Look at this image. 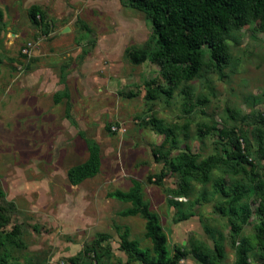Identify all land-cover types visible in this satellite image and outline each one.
Instances as JSON below:
<instances>
[{
	"label": "rangeland",
	"instance_id": "1",
	"mask_svg": "<svg viewBox=\"0 0 264 264\" xmlns=\"http://www.w3.org/2000/svg\"><path fill=\"white\" fill-rule=\"evenodd\" d=\"M0 11V264H141L129 260L119 234L128 229L130 240L151 250L146 220L122 216L130 205L107 196L133 181L166 234L169 256L188 252L178 264H201L190 253L199 244L220 245L221 263L234 264L241 242L250 264H264L255 239L264 195L257 19L230 29L226 68L214 69L203 46L200 73L173 85L169 65L155 57L153 25L132 0H0ZM37 11L43 18L35 21ZM173 66L190 75L189 63ZM220 132L240 139L245 160L233 159ZM88 141L99 146L100 170L71 185L67 171L85 161ZM183 155L224 162L181 191ZM233 186L248 190L236 207L228 205Z\"/></svg>",
	"mask_w": 264,
	"mask_h": 264
},
{
	"label": "trees",
	"instance_id": "2",
	"mask_svg": "<svg viewBox=\"0 0 264 264\" xmlns=\"http://www.w3.org/2000/svg\"><path fill=\"white\" fill-rule=\"evenodd\" d=\"M134 7L142 11L151 21L157 35L159 49L155 54L156 59L169 65V81L175 85L180 80H190L197 76L202 67L201 49L206 46L211 49L213 63L211 66L216 70H223L229 64L230 56L225 37L230 29L244 24L249 18H255L264 31V0H132ZM0 11V20L2 19ZM43 18L41 13L34 12L36 17ZM129 58L134 63H139L140 58L136 52H128ZM187 62L190 65V75L181 76L173 66ZM63 96L66 94L63 93ZM261 122L264 117L260 118ZM229 140L232 147L233 159H244L240 147V139L232 136L230 132H220ZM88 156L84 162L71 167L67 171V180L71 185L93 178L100 170L99 146L94 141L87 142ZM197 156L183 155L178 159L177 170L181 171V191L185 189L190 180L204 181L208 172L219 162H224L221 157H211L196 164ZM243 169V168H242ZM244 171V169H243ZM261 190L260 184L256 185ZM216 190L226 194V189L221 184H216ZM248 190L244 187L233 186L228 192L231 199L230 207L242 201ZM179 192V191H177ZM109 198L127 203L130 208L121 213L124 217L143 214L145 223V237L151 243V250L141 249L138 243L129 239L128 229L119 234L120 247L126 253L130 261L141 264H178L180 258L188 255L185 250L175 248V255L169 256L167 250V237L163 232L159 220L155 214L144 208L140 196V184L132 182L127 191L116 190L107 195ZM258 215L262 218L257 228L255 239L264 251V195L261 197L257 208ZM241 222L245 223L249 213L241 209ZM233 230H237L234 226ZM107 236L100 234L99 241L107 240ZM248 247L241 242L235 249L234 264H250L248 262ZM201 264H222L223 249L215 244L211 249L204 244H199L190 252Z\"/></svg>",
	"mask_w": 264,
	"mask_h": 264
},
{
	"label": "water",
	"instance_id": "3",
	"mask_svg": "<svg viewBox=\"0 0 264 264\" xmlns=\"http://www.w3.org/2000/svg\"><path fill=\"white\" fill-rule=\"evenodd\" d=\"M67 31H68L67 29L64 30V32H67Z\"/></svg>",
	"mask_w": 264,
	"mask_h": 264
}]
</instances>
